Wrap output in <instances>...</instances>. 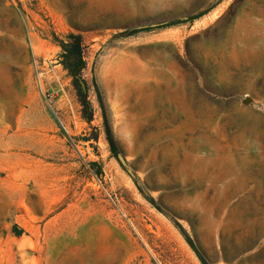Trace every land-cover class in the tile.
Instances as JSON below:
<instances>
[{"label": "rangeland", "instance_id": "1", "mask_svg": "<svg viewBox=\"0 0 264 264\" xmlns=\"http://www.w3.org/2000/svg\"><path fill=\"white\" fill-rule=\"evenodd\" d=\"M182 230L264 264V0H0V264H202Z\"/></svg>", "mask_w": 264, "mask_h": 264}, {"label": "trees", "instance_id": "2", "mask_svg": "<svg viewBox=\"0 0 264 264\" xmlns=\"http://www.w3.org/2000/svg\"><path fill=\"white\" fill-rule=\"evenodd\" d=\"M197 16L191 17V19L196 18ZM178 22H168L165 24H160L154 28H162L167 27L170 25H174ZM151 27L146 28V30L154 29ZM137 31H133L131 33H136ZM130 33V34H131ZM60 61L63 64V66L69 71L70 75L73 77V83L75 87L77 88L79 98L83 102L84 105H86V98H87V91H88V84L86 80L83 77V69L86 67V61L84 58V40L81 34H75V33H69L66 36V39L62 41V50L60 55ZM81 81L82 84L79 82ZM97 93L100 101V105L104 114V124H105V132L106 137L110 145V150L113 156L118 158L121 154L120 148L114 138V135L112 133L111 127L108 123L107 117H106V109L105 105L102 101V96L99 91V88L97 87ZM94 164V163H93ZM153 203H155L153 200H151ZM156 204V203H155ZM183 234L185 235L188 243L193 248V250L196 252L198 257L201 260L202 264H211L202 251L199 249V247L196 245V243L190 238V236L184 231Z\"/></svg>", "mask_w": 264, "mask_h": 264}]
</instances>
